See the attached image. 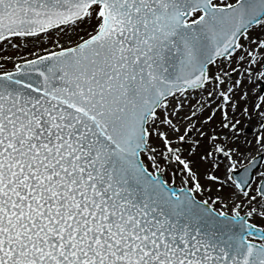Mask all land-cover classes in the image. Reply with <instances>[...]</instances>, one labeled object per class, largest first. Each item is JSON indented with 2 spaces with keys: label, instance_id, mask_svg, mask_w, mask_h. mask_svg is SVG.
Instances as JSON below:
<instances>
[{
  "label": "snow or ice",
  "instance_id": "snow-or-ice-1",
  "mask_svg": "<svg viewBox=\"0 0 264 264\" xmlns=\"http://www.w3.org/2000/svg\"><path fill=\"white\" fill-rule=\"evenodd\" d=\"M0 62V264H264V0H0Z\"/></svg>",
  "mask_w": 264,
  "mask_h": 264
},
{
  "label": "rangeland",
  "instance_id": "rangeland-1",
  "mask_svg": "<svg viewBox=\"0 0 264 264\" xmlns=\"http://www.w3.org/2000/svg\"><path fill=\"white\" fill-rule=\"evenodd\" d=\"M11 51L12 50L10 49L9 50V54H11ZM16 55L21 56V57H24L23 50L21 49V51H19V52L16 53ZM11 67H12V63L11 62L7 63L4 66H2L0 64V68H4V69H9L10 70ZM202 119L203 118H201V122H202ZM237 119H240L241 120V126L244 127L245 134L247 135V137L249 139H251L252 138V134L256 131V129L258 127V125L256 124V122L253 121V120L248 119V117H246V116H237ZM214 121L215 122H214L213 126L216 127L217 130H219V127H218L219 126V121H220V113L219 112L217 113V116L214 118ZM198 134H199L198 132H196V133H190L189 134V137H190L191 140H195L196 137L198 136ZM243 138L244 137L242 136L241 137V140H243ZM190 147H191V144H186L185 145V148H190ZM260 151L261 150L259 149V147L255 144V142H253L252 147L248 150V152L250 153V155H248V158L250 159L251 158V155L259 154ZM184 154L186 156H188L189 159H194V160L197 161V163H196V167L197 168L203 170V168L206 167V165L198 162V155L194 157L192 155H189L188 152H185ZM244 162H246V160H242L241 161V163H244ZM173 172L176 173L175 174V177H173V175H172ZM220 174H223V169H221V173ZM181 176H182V173H180L178 169H176V168H170V169L166 170L165 175H164V178L166 180H168L169 183H172V180L175 179V181H176L175 184H177L178 186H183V183H182V180H181ZM201 195H203V194H201Z\"/></svg>",
  "mask_w": 264,
  "mask_h": 264
},
{
  "label": "water",
  "instance_id": "water-1",
  "mask_svg": "<svg viewBox=\"0 0 264 264\" xmlns=\"http://www.w3.org/2000/svg\"><path fill=\"white\" fill-rule=\"evenodd\" d=\"M262 160H263V155L262 154L259 155V156H257V163H258V165H259V163L262 162Z\"/></svg>",
  "mask_w": 264,
  "mask_h": 264
},
{
  "label": "trees",
  "instance_id": "trees-1",
  "mask_svg": "<svg viewBox=\"0 0 264 264\" xmlns=\"http://www.w3.org/2000/svg\"><path fill=\"white\" fill-rule=\"evenodd\" d=\"M0 64H1L2 66L6 65V64H4L3 62H1Z\"/></svg>",
  "mask_w": 264,
  "mask_h": 264
}]
</instances>
